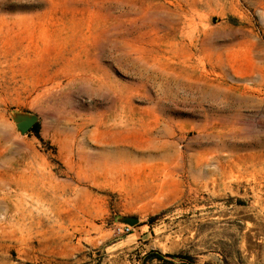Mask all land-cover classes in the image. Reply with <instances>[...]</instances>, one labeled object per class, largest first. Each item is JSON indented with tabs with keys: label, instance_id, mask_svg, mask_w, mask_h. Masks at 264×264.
Returning a JSON list of instances; mask_svg holds the SVG:
<instances>
[{
	"label": "rangeland",
	"instance_id": "rangeland-1",
	"mask_svg": "<svg viewBox=\"0 0 264 264\" xmlns=\"http://www.w3.org/2000/svg\"><path fill=\"white\" fill-rule=\"evenodd\" d=\"M153 253L264 264V0H0V264Z\"/></svg>",
	"mask_w": 264,
	"mask_h": 264
},
{
	"label": "trees",
	"instance_id": "trees-1",
	"mask_svg": "<svg viewBox=\"0 0 264 264\" xmlns=\"http://www.w3.org/2000/svg\"><path fill=\"white\" fill-rule=\"evenodd\" d=\"M32 132L36 133L38 135L39 133V126L36 125L33 129H32ZM151 258H154L156 259L157 261L159 262H162V263H167V264H172V262H169L167 261L168 259H172V260H175L177 259L178 257H175V256H164L160 253H153L151 255Z\"/></svg>",
	"mask_w": 264,
	"mask_h": 264
},
{
	"label": "water",
	"instance_id": "water-1",
	"mask_svg": "<svg viewBox=\"0 0 264 264\" xmlns=\"http://www.w3.org/2000/svg\"><path fill=\"white\" fill-rule=\"evenodd\" d=\"M34 127L35 124L32 121H23L19 124V129L25 134L30 132Z\"/></svg>",
	"mask_w": 264,
	"mask_h": 264
}]
</instances>
